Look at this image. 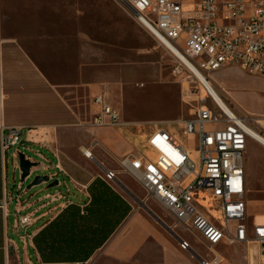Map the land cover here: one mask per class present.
I'll return each mask as SVG.
<instances>
[{
  "label": "crops",
  "instance_id": "crops-1",
  "mask_svg": "<svg viewBox=\"0 0 264 264\" xmlns=\"http://www.w3.org/2000/svg\"><path fill=\"white\" fill-rule=\"evenodd\" d=\"M64 12L70 15L63 16ZM79 15L80 6L74 0H0V264H199L200 257L213 261L215 254L221 260L214 264H259L264 245L257 242H222L212 252L205 248L204 254L191 243L197 254L181 249L175 216L170 221L148 208L135 207L131 199L136 196L119 174L115 181L104 180L103 168H115L106 156L117 164L116 159L139 146L135 131L126 122L120 127L84 125L76 101L66 94L73 91L41 69L46 59L54 58L64 72L68 58L89 55L85 26L77 27ZM232 68L210 73V81L232 106L254 114L235 105L224 84L213 81L215 75L226 76ZM90 87L91 101L96 94H107ZM179 123L182 126L183 121ZM12 127L18 129L25 147L36 148L41 160L29 174L37 168L52 170L47 180L37 184L31 180L25 186L21 180L19 192L15 183L8 186L6 149L2 148V138ZM163 129L188 147L183 130L179 138L172 128ZM151 133L140 151L149 150ZM82 148L91 149L92 160ZM54 180L58 184L51 186ZM246 183L245 176L247 195ZM8 193L20 194L25 206L19 214L30 218L25 227L15 228L17 206L7 201ZM246 198L247 223H264V199Z\"/></svg>",
  "mask_w": 264,
  "mask_h": 264
},
{
  "label": "built area",
  "instance_id": "built-area-1",
  "mask_svg": "<svg viewBox=\"0 0 264 264\" xmlns=\"http://www.w3.org/2000/svg\"><path fill=\"white\" fill-rule=\"evenodd\" d=\"M133 20L176 59L175 71L187 70L194 83L201 112L183 121L184 135H193L195 147H184L173 132L157 128L147 138L149 150L116 159L117 168H103V177L115 181L118 174L135 179L187 227L212 252L219 243L257 242L264 245V223H247L245 207L244 154L248 140L264 137V116L241 114L225 97L222 106L213 97L209 74L237 67L246 74L264 77V0H116ZM213 87V88H212ZM216 91V89H215ZM218 92V91H216ZM96 111L92 125L119 124V112L108 94L92 98ZM253 130V132H252ZM96 141H92L95 144ZM25 148L16 127L2 138V148H13L12 167L22 173L19 151ZM93 159L91 149L82 148ZM22 189L21 179L14 184ZM14 201L15 228L25 227L30 218L19 214L24 204L19 193H8ZM6 200H3L5 204ZM177 236L183 250L197 254L191 244ZM199 258V264H214Z\"/></svg>",
  "mask_w": 264,
  "mask_h": 264
},
{
  "label": "rangeland",
  "instance_id": "rangeland-1",
  "mask_svg": "<svg viewBox=\"0 0 264 264\" xmlns=\"http://www.w3.org/2000/svg\"><path fill=\"white\" fill-rule=\"evenodd\" d=\"M74 1L80 6L77 27L83 28V24L85 26L89 55L68 58L71 67L68 66L64 72L54 58L46 59L41 69L52 76L55 82H63L65 90L73 91L66 94L72 101H76V108L82 113L83 124H92V113L95 110L91 101L94 94L91 91L92 86L98 92H107L112 106L119 112L120 124L117 127L126 122L135 131L134 138L139 146H133L134 150L130 153H138L141 144H145L147 135L155 128H172L181 138L183 123L181 126L179 121L191 117L201 106L198 104L194 83L187 76V70L175 71V57L133 20L128 10L116 0ZM69 15L67 12L63 13V16ZM226 74L223 77L215 75V84H219V81L223 83L230 91L235 105L243 111H252L254 114L251 115L254 116H264V77L246 74L237 67H233ZM232 107L245 114L237 106ZM183 141L185 146L195 147L192 136L187 135ZM261 143L264 145V137ZM115 147L118 148L119 145ZM107 148L116 152L109 145ZM19 151L30 155L36 162H41L35 153L36 148L21 147ZM12 152L13 148L5 150L9 187L20 180L19 170L16 169L13 173ZM106 157L110 159L111 167H118L111 156ZM244 160V176L249 191L246 199H264V147L252 139L248 140ZM51 172L52 170L37 168L22 182L27 186L35 175L45 176ZM118 177L126 183L134 197L136 196L131 199L135 207L138 206L140 210L148 208L155 215L157 212L165 219L173 220L175 215H168L158 202L146 195L145 189L134 179L127 174H119ZM177 225L178 234L204 254L205 246L197 234L188 230L180 220ZM259 264H264V256Z\"/></svg>",
  "mask_w": 264,
  "mask_h": 264
},
{
  "label": "water",
  "instance_id": "water-1",
  "mask_svg": "<svg viewBox=\"0 0 264 264\" xmlns=\"http://www.w3.org/2000/svg\"><path fill=\"white\" fill-rule=\"evenodd\" d=\"M37 165L36 161H28L27 159L24 158L23 153L19 154V167L22 170V173L20 174V179L23 180L26 177L29 176L30 168L35 167ZM47 180V176H40V175H35L32 179V184H37L40 181H45ZM58 184V181L54 180L53 183H51V186H55Z\"/></svg>",
  "mask_w": 264,
  "mask_h": 264
},
{
  "label": "bare ground",
  "instance_id": "bare-ground-1",
  "mask_svg": "<svg viewBox=\"0 0 264 264\" xmlns=\"http://www.w3.org/2000/svg\"><path fill=\"white\" fill-rule=\"evenodd\" d=\"M213 97H215L222 106H227V104L224 101V99L220 96V94L218 92L215 91L214 88H213ZM196 112H201V106L198 108V110ZM252 132H253V130H252Z\"/></svg>",
  "mask_w": 264,
  "mask_h": 264
}]
</instances>
